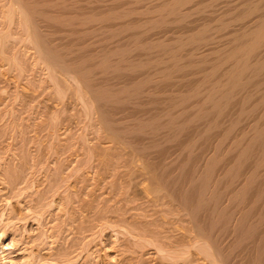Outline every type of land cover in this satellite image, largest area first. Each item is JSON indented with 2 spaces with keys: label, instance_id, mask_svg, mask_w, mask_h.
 <instances>
[{
  "label": "bare ground",
  "instance_id": "bare-ground-1",
  "mask_svg": "<svg viewBox=\"0 0 264 264\" xmlns=\"http://www.w3.org/2000/svg\"><path fill=\"white\" fill-rule=\"evenodd\" d=\"M7 1L8 39L19 27L24 51L10 53L7 35L0 37V66L8 67L3 74L22 80L17 85L26 90L31 81L24 82L29 70L22 52L45 72L41 84L52 89L45 94L52 107L34 110L32 117L40 119L34 128L54 142L67 135L66 143L46 148L56 159L66 156L54 168L59 185L52 186L62 195L72 189L85 195L79 202L83 214L76 212L97 214L91 221L100 222L99 237L110 229L117 241H134L142 250L143 243L152 248L148 241L157 240V250L194 249L195 261L205 264H264V0H236L221 14L217 7L228 0ZM135 210L147 213L127 217ZM162 213L167 216L157 221ZM164 225L172 226L171 236ZM131 244L121 252L129 249L128 255ZM136 246L132 255L138 257ZM169 259L172 264L175 257Z\"/></svg>",
  "mask_w": 264,
  "mask_h": 264
},
{
  "label": "rangeland",
  "instance_id": "rangeland-1",
  "mask_svg": "<svg viewBox=\"0 0 264 264\" xmlns=\"http://www.w3.org/2000/svg\"><path fill=\"white\" fill-rule=\"evenodd\" d=\"M234 1V2H233ZM0 37H4L5 35H7V39H6V44H5V48H7V50L11 53V52H14V53H18V51L22 50L24 51L23 49H20L18 47V45L20 44V37L18 35L17 32L20 31L19 27L15 26V29H13V32H11L12 34L9 33V39H8V32H7V29L5 28V24L4 22L7 24V20L4 19L3 17V11L6 12L7 11V5H9V2L6 0H0ZM235 2L237 3L236 0H228V3L226 2H221V4L219 3L218 7H217V13L221 14L222 11H227V9L229 8L230 9V6H236ZM8 3V4H7ZM110 3V2H109ZM234 3V4H233ZM105 4V3H104ZM108 4V3H107ZM105 4V6L107 5ZM230 4V5H229ZM103 4L100 5V7L102 6ZM108 5H111V4H108ZM107 5V6H108ZM227 5V6H226ZM229 5V6H228ZM112 6V5H111ZM110 6V7H111ZM139 6V5H138ZM220 6V7H219ZM97 7V6H96ZM99 7V6H98ZM140 7V6H139ZM223 7V8H222ZM226 7H228L226 9ZM2 9V10H1ZM218 9H221V10H218ZM223 9V10H222ZM225 9V10H224ZM219 11V12H218ZM225 11V12H226ZM221 12V13H220ZM6 16V15H5ZM230 32V31H227L225 32V34L227 36H229L227 33ZM7 33V34H6ZM5 34V35H4ZM169 36L171 35V32L168 33ZM168 34H165L166 36H168ZM225 34H222V35H225ZM4 35V36H3ZM18 35V36H16ZM6 37V36H5ZM12 38V39H10ZM16 38V40H15ZM59 38V37H57ZM56 38V39H57ZM226 38V36L224 37V39ZM19 39V40H18ZM223 38H221L222 40ZM220 40V39H219ZM8 41V42H7ZM19 41V42H18ZM59 41V40H58ZM15 43V44H13ZM217 43V42H216ZM213 46H217V44H219V42ZM1 40H0V48H1ZM16 48V52H15V48ZM210 45L209 46H206L205 48H209L210 49ZM211 47V48H213ZM204 48L205 51H207L206 49ZM18 49V50H17ZM20 49V50H19ZM208 49V50H209ZM203 48H202V51H204ZM212 50V49H211ZM30 54V53H29ZM28 55H26L25 53H21L19 54V57L20 55H23V57H20L22 58L21 60L23 61L24 64H26L25 66L28 68H26V70L28 71L29 70V75H26V78L27 80H25L24 82L26 83L27 81L30 82L27 86H25L24 88L26 90L23 91L22 88L18 87V81H22V80H19V79H16L14 77H10L11 79H16L14 82L13 80H11L10 78H7V74L5 75V73L3 74V70L5 69H8V67H5V69L0 66V235L1 237H3L1 240H0V264H120V262H124V264H129V261H130V264L131 262H135V264L139 263V264H156L158 261L157 264H160L161 261L163 264H170V257L171 259L175 257V260H172L174 261L172 264H179L181 260H185L184 262L186 264H188V261H189V256H190V262L189 264H202L203 262H199V261H195L196 260V256L194 255L195 253L193 252L194 249H190V251H188V249L186 248V250L190 253L191 250L192 251V255L194 256V260L191 253L188 255H186V252L184 249H180V251L184 250L185 252H179V251H176V249L174 250L176 253H174V251H172L173 249H170L168 250L167 252L164 251L163 249V252L160 247L159 250H157L158 248V244L156 243L157 240H150L148 241V243L150 244L151 242V246H152V243L154 244L152 246V248H150L149 246L150 245H147L146 247L144 246V243L142 245L143 249H148V250H142L140 249L141 246H136L134 245L132 242L134 241H131L128 243L129 240H125L128 244H126V242L124 243V240H119L117 241L113 232L110 230V233L108 231H106L102 236L100 234V237H99V234L96 233V231L98 229V227H100L99 225V221H98V224L97 222H93L91 221L92 219L94 220L95 217L97 218V214L96 216L93 215L95 214L94 212H84L85 213V216L81 214H83V210L82 209H79L80 208V203L82 202V200L80 199L81 198H84L85 195H81V194H76L74 191L75 189H72L73 191H71V194H70V191H67L64 192L66 193L65 195H67V199L66 197H63L65 195H62L63 194V189L60 188L56 191V189H54V182H55V179L58 180L56 176V174L54 173V168L56 166H58V163L62 162L63 164H65L63 161H65L66 159V156L63 155L62 157H64L62 159V157H60L61 160L59 159H56L54 158V156H52L53 154L50 151V148L49 149H46L48 148L49 146L51 145H62L64 143H66L65 141L62 142V140L64 139L65 136H67L66 134L64 135H61L60 137H58L57 140H55L56 142H54V140L52 139H48V137L46 136L47 133H38L37 129L34 128V125H36L37 123L40 122V119L36 118V114H34L32 117V114L34 113V110L36 111L37 109H45L46 107L48 108V106L51 108L52 107V102L50 100H48L46 97H45V94L47 95L49 91L52 92V89L51 88H48L45 86V82H43L41 84V82L45 79L46 80V76H45V72L40 68L41 67H35L36 65H34L32 63V59H28ZM25 58V59H24ZM28 60V61H27ZM28 63H27V62ZM31 61V62H30ZM27 64L29 66H27ZM1 65V64H0ZM31 66V67H30ZM33 66V67H32ZM3 69H2V68ZM38 70H37V69ZM36 69V70H35ZM36 71V72H33V71ZM40 70V71H39ZM1 72H2V75H1ZM32 74H31V73ZM44 72V73H43ZM11 73V72H10ZM14 74V72H12ZM27 73V72H26ZM35 73L36 74V77H35ZM39 73V74H38ZM4 75V76H3ZM32 75V76H30ZM38 75V76H37ZM42 77H41V76ZM44 75V76H43ZM3 76V77H2ZM31 77V79H30ZM41 79H40V78ZM44 78V79H43ZM10 79V80H9ZM38 79V80H37ZM7 80V82H6ZM34 80V81H33ZM37 81V82H36ZM10 82V83H9ZM40 82V83H39ZM3 83V85H2ZM24 83V84H25ZM38 83V84H37ZM50 83V82H49ZM23 84V85H24ZM33 84V85H32ZM34 84L36 87H34ZM44 84V85H43ZM52 84V83H51ZM12 87H11V86ZM33 87H32V86ZM39 85V86H38ZM46 90L44 91L42 89V87ZM51 86H54V85H51ZM10 87V88H9ZM18 87V88H17ZM29 87H32L34 88L33 90H30L31 88ZM38 87H41V88H38ZM47 89H46V88ZM17 88V89H16ZM29 88V89H28ZM28 89V90H27ZM38 89H41V90H38ZM50 89V90H49ZM19 90V91H18ZM13 91V92H11ZM28 91V92H26ZM31 91V92H29ZM37 91L39 92L38 95H42L43 96V93L44 92V96H38L40 98H42V100L40 98H36L35 97L37 96ZM41 91V92H40ZM22 92V93H21ZM33 92V93H32ZM14 93V95H13ZM19 93V95H18ZM26 93V94H25ZM36 93V94H35ZM13 95V96H12ZM33 95V96H31ZM35 95V97H34ZM5 96V97H4ZM11 96L13 98H11ZM20 96H23V100L21 99L22 97ZM2 97V98H1ZM14 101H13V100ZM30 99V100H29ZM34 100V101H31ZM37 99L41 100V101H36ZM44 99V100H43ZM20 100V101H19ZM45 100H48L47 102L49 103H45ZM26 101V103H25ZM37 103H36V102ZM44 103H43V102ZM28 102V103H27ZM30 102V103H29ZM34 102V103H33ZM39 102V103H38ZM14 103V104H13ZM21 105H16L18 104ZM36 103V105H34ZM41 103V104H40ZM43 103V104H42ZM7 104V105H6ZM23 104V106H22ZM25 104V105H24ZM27 104V106H26ZM41 106V107H39ZM10 105V106H9ZM19 106L18 109L20 110H17V107L15 106ZM31 105H32V108H31ZM43 105V106H42ZM29 106V107H28ZM37 106V107H36ZM15 109H14V108ZM24 107H27V109H25ZM35 107V108H34ZM53 107H54V104H53ZM31 108L32 109V112L31 110L29 111V109ZM21 109H24L23 110V113L21 112L22 110ZM12 110H14L12 112ZM4 111V112H2ZM16 111V112H15ZM18 111V113H17ZM24 111H27V112H24ZM70 111V109H69ZM66 112L64 113V115H67L68 113L71 114L73 113V111L71 110V113L70 112ZM12 112V113H11ZM16 113V114H15ZM22 113V114H21ZM6 114V116H5ZM14 114V115H13ZM26 114V115H25ZM19 115V116H18ZM27 115H31L32 119L33 120H30V116L27 118ZM4 117V118H3ZM6 117V118H5ZM16 121H15V119ZM25 117V118H24ZM35 118H36V121H35ZM14 119V120H13ZM20 121V122H19ZM32 121V122H31ZM10 122V123H9ZM11 122H14V126L11 124ZM15 123H18V124H15ZM31 123V124H30ZM12 125L13 129L10 128L11 126L9 125ZM30 124V125H29ZM17 125V126H16ZM27 125V126H26ZM33 125V126H32ZM243 125V126H242ZM242 125L240 126L241 128H244L247 123H242ZM9 126V127H8ZM19 126V127H18ZM21 126V127H20ZM31 126V127H29ZM36 127V126H35ZM29 128V130H27ZM37 128V127H36ZM11 129V130H10ZM32 129V130H31ZM35 129V130H33ZM240 129V128H239ZM6 130L9 131H12L13 133V139H12V135H11V132H7ZM15 130V132H14ZM20 133H19V132ZM31 131H34L31 132ZM5 132V133H4ZM18 132V133H17ZM3 133V134H2ZM34 134V135H33ZM38 134V135H36ZM5 135V136H4ZM28 135V136H27ZM15 136H16V139H15ZM24 136V137H23ZM35 136V137H34ZM39 136V137H37ZM44 136L46 138H44ZM37 137V138H36ZM44 139H42V138ZM10 140H9V139ZM25 138V139H24ZM34 138V139H33ZM24 141H22V140ZM30 139L32 141H30ZM61 139V140H60ZM12 140V141H11ZM15 140V141H13ZM27 140V142H26ZM35 140V142H34ZM41 140V141H39ZM50 140L52 142H50ZM60 142H59V141ZM10 141V142H9ZM42 141H44V143L42 144ZM48 141V142H47ZM15 145H14V143ZM22 142V143H21ZM33 142V143H32ZM37 142V143H36ZM41 142V143H40ZM50 142V143H49ZM13 143V144H11ZM41 145H40V144ZM12 146H11V145ZM49 144V145H48ZM27 145V146H26ZM36 145V146H35ZM39 145V146H38ZM48 145V146H46ZM16 146V147H15ZM24 148H23V147ZM46 146V147H45ZM26 147V148H25ZM19 148V149H18ZM31 148V149H30ZM41 148V149H40ZM16 149V150H15ZM22 149V150H21ZM28 149V150H27ZM31 151H30V150ZM38 149V150H37ZM40 149V150H39ZM210 149V148H209ZM25 150V151H24ZM35 150V151H34ZM43 150H46L48 152V154H46L45 152H43ZM30 151V152H29ZM206 151V150H205ZM15 152V154H14ZM32 152V153H31ZM44 155H43V153ZM39 153V154H38ZM50 153V154H49ZM11 154V155H10ZM42 154V155H40ZM46 154V155H45ZM38 155V156H37ZM49 155V158L48 156ZM52 157H51V156ZM9 158H8V157ZM41 156L44 157V159H41L39 161L38 157L39 158H42ZM48 159H47V158ZM15 158V159H14ZM50 158H54V160H51ZM12 159V160H11ZM35 159V160H34ZM38 159V160H37ZM29 160V161H28ZM55 160H56V163L57 165H55ZM31 161V162H30ZM49 161V163H48ZM53 161V162H52ZM59 161V162H57ZM34 162V163H33ZM35 162L37 164H35ZM41 162V163H40ZM45 162V163H44ZM66 162V161H65ZM55 166H54V165ZM76 164V163H75ZM73 163L72 166L75 165ZM37 165V167H36ZM46 165V166H45ZM29 168V169H28ZM58 167H56L55 170H57ZM25 169V170H24ZM37 169V170H36ZM49 170V171H48ZM53 170V172L51 171ZM71 169L69 170H65L66 171V175L67 173H69ZM35 171V172H34ZM31 172V173H30ZM50 172L52 174H50ZM29 173V174H28ZM49 173V174H48ZM58 174V172H57ZM34 175V176H33ZM48 175H51V176H48ZM65 174H63L64 176ZM65 175V176H66ZM92 176L93 174H89L87 175L88 177L89 176ZM45 176V177H44ZM90 176V177H91ZM28 177V178H27ZM50 177V178H48ZM54 177V179L52 178ZM89 177V178H90ZM32 180H31V179ZM40 178V179H38ZM47 178V179H46ZM25 180V181H24ZM39 180V181H38ZM42 182H41V181ZM44 180V181H43ZM52 180V182H50ZM56 180V181H57ZM59 181V180H58ZM57 181V182H58ZM29 182V183H28ZM49 182V183H48ZM55 182V184L57 183ZM69 182V181H68ZM71 182V181H70ZM65 183V182H64ZM63 183V184H64ZM36 184V185H35ZM46 184V185H45ZM51 184V185H50ZM52 184L54 186H52ZM62 184V185H63ZM70 184V183H69ZM49 185V187H48ZM59 185V182L57 183L56 187L57 188ZM80 185L79 184L77 187V190H79L80 188ZM41 186V187H40ZM53 187V189H52ZM34 189V190H33ZM42 189V190H41ZM49 190V192H48ZM53 190V192H55L53 194V192L51 191ZM55 190V191H54ZM63 190V191H61ZM39 191V192H38ZM60 193H59V192ZM28 192V193H27ZM46 192V193H45ZM72 192H74V197L72 196ZM49 194V195H47ZM62 197H61V195ZM44 195V196H43ZM56 195V196H55ZM73 199H71L69 196ZM77 195V197H76ZM79 195V196H78ZM58 196V197H57ZM84 196V197H83ZM45 197V198H44ZM103 197H106V196H103ZM53 198V199H52ZM61 198V199H60ZM86 198V197H85ZM84 198V199H85ZM45 199V200H44ZM62 204H61V202ZM66 201H64V200ZM69 199V201H73V202H77L76 200H80L78 201V204L77 203H72V202H69V204H72V205H68L67 206V200ZM76 199V200H75ZM38 202V203H37ZM53 205H52V203ZM57 202V203H56ZM59 202V203H58ZM80 202V203H79ZM46 203V204H44ZM67 203V204H65ZM51 204V205H50ZM56 204V205H55ZM43 205V206H42ZM47 205V206H46ZM66 205V207H65ZM46 206V207H45ZM78 206V208H77ZM50 207V208H49ZM53 207V208H52ZM67 210V213L65 214L63 211L65 208ZM72 207V209L75 208V210H73L72 212V209H70ZM43 209V210H42ZM50 209V210H49ZM68 209L69 212L72 214H70L68 212ZM77 209L81 210V214H79V210L78 212ZM134 211V210H132ZM139 211V213L141 214L140 216L144 217L146 215V211H141V210H137ZM137 211L135 210V212H131V213H128L129 215H127V217H130V216H137L139 215L137 213ZM47 212V213H46ZM49 212V213H48ZM63 212V214H62ZM76 212V213H75ZM142 212V213H141ZM87 213H88V216H87ZM134 213V214H133ZM135 213L137 215H135ZM152 213V212H151ZM66 216H65V215ZM77 216H76V215ZM133 214V215H131ZM150 214V213H149ZM147 214V215H149ZM64 215V216H63ZM68 215V216H67ZM70 215V216H69ZM74 217H71L73 216ZM113 215V214H112ZM89 216L91 218H89ZM93 216H95L93 218ZM115 216V215H114ZM157 216V214L155 215ZM167 215L166 214H159L158 215V220L159 219L161 220V218L163 219L164 217H166ZM57 217V218H56ZM73 219V222H71V220H68L67 222V219ZM83 217H85V221L86 222H89V223H83L84 225L79 224L81 221L79 220H82ZM142 217H137V218H142ZM154 217V216H153ZM62 218V219H61ZM77 218V219H76ZM82 218V219H81ZM87 218V219H86ZM152 218V217H151ZM60 219V220H58ZM144 219V218H143ZM149 219V218H148ZM77 222H76V221ZM84 220V219H83ZM89 220V221H88ZM153 220H156L155 218H153ZM75 221V222H74ZM97 221V220H96ZM65 222V223H64ZM70 222V224H69ZM73 223V224H72ZM79 225H78V224ZM90 223H96L95 224V228H94V224H93V227L90 226V230L94 232V234L96 233V236L93 235V232H91L88 227L90 225ZM72 224V225H71ZM86 224V225H85ZM91 224V225H92ZM68 225V226H67ZM75 225V226H74ZM81 225V226H80ZM186 225V224H185ZM188 225V224H187ZM60 226V227H59ZM88 226V227H87ZM97 226V227H96ZM167 226V225H166ZM165 225L164 226H161L164 227L163 229H165L166 227ZM56 227V229H55ZM92 227V229H91ZM80 228V229H79ZM94 228V229H93ZM159 227V230L161 229ZM172 226L171 225H168V227L165 229L167 231V233L170 234V236L172 235ZM174 228V227H173ZM117 229V228H116ZM120 231L122 229L118 228ZM169 229V232L168 230ZM82 230V231H81ZM88 230L90 231L89 234H88ZM62 231V232H61ZM86 231V232H85ZM99 231V230H98ZM97 231V232H98ZM123 231V230H122ZM162 231V230H161ZM44 232V233H43ZM59 232V233H58ZM108 232V233H107ZM112 232V234H111ZM163 233L162 234H159V235H163V236H167L164 232V230L162 231ZM3 233V234H2ZM83 233V234H82ZM85 233V234H84ZM90 234H92V236H90ZM98 234V235H97ZM165 234V235H164ZM4 235V236H2ZM43 236V237H42ZM79 236V237H78ZM81 236V237H80ZM84 236V238H83ZM88 236V237H87ZM95 237V238H94ZM99 237V238H97ZM102 237V239H100ZM122 237V236H120ZM94 239V240H93ZM96 239V240H95ZM100 239V240H99ZM123 241L122 245L124 244V246H127L129 244L133 245L132 247L135 249L134 246L137 247H140L139 249L137 248V251L136 253L133 252L134 254H140L142 252V254L144 256H142V254H140L138 257L136 255H132V251L133 248L131 247L132 251L128 253V255H125L124 253L127 252L126 250L123 251V253L121 252L124 247L121 245V242ZM162 241L163 243V240H159V243ZM165 241V240H164ZM225 243L226 240H224ZM228 241V240H227ZM116 242V243H115ZM120 242V243H119ZM147 242V241H146ZM145 242V243H146ZM155 242V243H154ZM165 241L164 244L168 245L171 241L169 240ZM142 243V242H141ZM157 244V245H156ZM119 245V246H118ZM130 245V246H131ZM157 246V247H156ZM118 247V248H117ZM120 247H121V250H120ZM155 247H156V250H155ZM123 248V249H122ZM126 248V247H125ZM152 249V250H149ZM118 251H117V250ZM139 250V251H138ZM130 251V250H129ZM141 251V252H140ZM149 253H148V252ZM154 251H158V252H154ZM196 251V250H195ZM120 252V253H119ZM139 252V253H138ZM145 252V253H144ZM172 253V255H169V254H166V253ZM179 252V254L177 253ZM71 253V254H70ZM161 253V254H159ZM170 253V254H171ZM174 253V254H173ZM194 253V254H193ZM127 259L129 258V260L127 261ZM130 255L131 258H134V260L132 259L131 261V258H130ZM146 254V255H145ZM163 254H165V256H169L168 258H164V260L166 261L164 263V261L161 259L163 258ZM176 254V255H175ZM177 255H179L180 258L178 260ZM185 255V256H184ZM129 256V257H128ZM135 256V257H133ZM140 256H141V260L142 258H144L143 260L146 262L144 263L141 262V260H138V258L140 259ZM164 256V257H165ZM174 256V257H173ZM124 261H122V259ZM124 257V258H123ZM147 257V258H146ZM137 258V260H136ZM74 259V260H73ZM168 259H169V262H168ZM71 262H70V261ZM73 260V261H72ZM121 260V261H120ZM153 260H156V261H153ZM158 260V261H157ZM178 261L177 263L175 261ZM188 260V261H187ZM127 261V263L125 262ZM138 261V262H137ZM149 261V262H147ZM134 262L132 264H134ZM184 262L181 261L182 264H184ZM192 262V263H191ZM121 263V264H122ZM161 263V264H162ZM205 264V263H203Z\"/></svg>",
  "mask_w": 264,
  "mask_h": 264
}]
</instances>
